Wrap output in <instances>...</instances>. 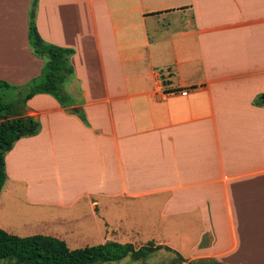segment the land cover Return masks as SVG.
Listing matches in <instances>:
<instances>
[{"label": "crops", "instance_id": "crops-1", "mask_svg": "<svg viewBox=\"0 0 264 264\" xmlns=\"http://www.w3.org/2000/svg\"><path fill=\"white\" fill-rule=\"evenodd\" d=\"M29 1L0 0V78L13 84L41 65L27 45ZM34 7L40 37L73 50L70 101L25 100L39 129L4 153L0 228L137 246L125 236L142 228L132 214L158 204L145 243L172 248L182 260L155 250L178 264H264V0ZM7 205L42 216L14 225Z\"/></svg>", "mask_w": 264, "mask_h": 264}, {"label": "trees", "instance_id": "trees-1", "mask_svg": "<svg viewBox=\"0 0 264 264\" xmlns=\"http://www.w3.org/2000/svg\"><path fill=\"white\" fill-rule=\"evenodd\" d=\"M26 21L28 49L40 59L41 65L37 75L19 84L0 78V187L6 177L4 153L16 138L34 134L39 129V121L24 113L25 100L34 93L43 92L62 105L70 101L69 95L62 89V83L72 73L69 63L72 48L43 40L36 30L34 17ZM256 99L260 101L259 95ZM161 247L172 251L182 260L172 248L151 241L134 246L130 242L105 239L98 243L68 247L58 237L39 233L19 236L0 228V259H12L17 264H92L94 261L114 260L125 254L132 259H143ZM185 264L222 263L209 259L207 262L188 260Z\"/></svg>", "mask_w": 264, "mask_h": 264}, {"label": "rangeland", "instance_id": "rangeland-1", "mask_svg": "<svg viewBox=\"0 0 264 264\" xmlns=\"http://www.w3.org/2000/svg\"><path fill=\"white\" fill-rule=\"evenodd\" d=\"M34 5H31V0L29 1V6L27 10V18H33L29 17L28 13L30 8L33 9L34 12ZM8 90H6L7 97ZM3 185V184H2ZM1 185V187H2ZM0 187V189H1ZM5 196V194L3 195ZM6 196H8L6 198ZM5 199L8 200L10 198L9 194H6ZM147 212L140 211V214L137 212H133L132 216H135V218H140V224L141 229H135V232L132 231L131 233L125 235L131 239V241L135 243H141L144 244L145 240L148 239V237H155L154 232H151L149 229L151 226H154L155 222L161 220V216L157 214L158 210V204L154 206H148ZM26 210V209H24ZM147 213V214H146ZM10 222H12L14 225L18 224L19 222H25L26 220H34L40 219L42 216L40 213H34L31 211H20L19 209L16 210L15 206L13 205H7L6 209L4 210V213H2ZM34 223L33 225L39 224L38 222H30ZM148 223L150 224L148 229H144L147 227ZM149 235V236H148ZM136 245V244H135ZM159 249V248H157ZM171 261L172 264H178L176 261L174 255L170 251L166 250H155L151 253H148L143 259H132L129 257L128 254H125L124 256H121L114 260L109 261H94L92 264H156L160 262L159 264H163L165 262ZM0 264H17L12 261V259H0Z\"/></svg>", "mask_w": 264, "mask_h": 264}, {"label": "water", "instance_id": "water-1", "mask_svg": "<svg viewBox=\"0 0 264 264\" xmlns=\"http://www.w3.org/2000/svg\"><path fill=\"white\" fill-rule=\"evenodd\" d=\"M35 1L36 0H31V5H34L35 4ZM33 14H34L33 9L30 8L29 13H28V16L29 17H33ZM260 98L263 100V103H264V94H261L260 95Z\"/></svg>", "mask_w": 264, "mask_h": 264}, {"label": "built area", "instance_id": "built-area-1", "mask_svg": "<svg viewBox=\"0 0 264 264\" xmlns=\"http://www.w3.org/2000/svg\"><path fill=\"white\" fill-rule=\"evenodd\" d=\"M179 92H180V94H184L185 90H180Z\"/></svg>", "mask_w": 264, "mask_h": 264}]
</instances>
